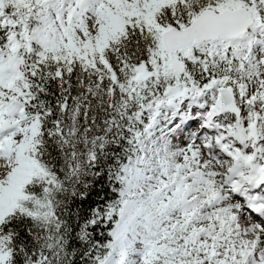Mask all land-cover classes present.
Returning a JSON list of instances; mask_svg holds the SVG:
<instances>
[{"label": "snow or ice", "instance_id": "1", "mask_svg": "<svg viewBox=\"0 0 264 264\" xmlns=\"http://www.w3.org/2000/svg\"><path fill=\"white\" fill-rule=\"evenodd\" d=\"M0 264H264V0H0Z\"/></svg>", "mask_w": 264, "mask_h": 264}]
</instances>
